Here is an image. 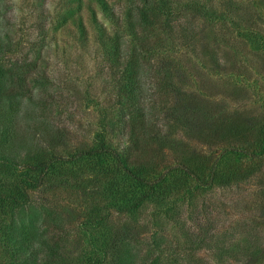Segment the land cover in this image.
I'll use <instances>...</instances> for the list:
<instances>
[{"label":"trees","instance_id":"1","mask_svg":"<svg viewBox=\"0 0 264 264\" xmlns=\"http://www.w3.org/2000/svg\"><path fill=\"white\" fill-rule=\"evenodd\" d=\"M98 2L116 28L107 67L126 139L122 148L110 145L104 125L100 135L64 150L65 129L53 116L57 103L72 96L47 72V32L13 64L2 65L18 45V32L14 2L0 0V264L82 262L88 240L112 250L108 264H264V223L259 221L264 215V115L229 118L223 111L222 119L207 122L201 110L205 99L185 82L183 67L167 73L162 69L173 60L158 65L168 42L191 53L193 67L221 71L198 20L187 18L188 11L174 0H125L118 8ZM51 3L40 1L43 15ZM84 169L93 177L81 175ZM62 176L84 191L94 190L99 201L83 212L76 209L82 207L78 198L75 208L68 203L63 211L34 201L32 192ZM243 184H251L246 189L251 198H238L230 207L248 210L249 218L241 213L227 227V213L205 211L208 192ZM148 204L165 208L151 221L156 231L146 229L142 218ZM184 205L194 229L182 219ZM111 208L119 212L118 228L107 226ZM73 216L108 227L88 237L78 255L71 247L86 238L69 227Z\"/></svg>","mask_w":264,"mask_h":264},{"label":"rangeland","instance_id":"2","mask_svg":"<svg viewBox=\"0 0 264 264\" xmlns=\"http://www.w3.org/2000/svg\"><path fill=\"white\" fill-rule=\"evenodd\" d=\"M12 1L17 16L18 45L15 51L2 59L1 64L5 66L13 64L18 57L40 41L42 31L47 32L49 37L47 42L49 49L46 51L49 60L47 72L54 77L60 90L72 96L70 101L62 100L57 103L53 116L54 124L65 129L64 134L61 131L64 135L61 141L62 148L65 150L71 147L72 143L81 142L89 135L97 136L102 132L101 126L104 125L107 127L104 131L106 142L112 146L124 147L123 141L126 136H123L120 106L114 104L117 103V90L114 87V77L107 67L111 59V40L116 29L111 24L108 13L102 9L99 2L96 3V0H51L52 3L44 15L40 6L41 0ZM107 1L116 8L125 4V0ZM174 1L188 11L187 18L195 17L198 20L202 37L211 51L217 54L222 65L221 71L205 69L202 66L193 67L192 54L184 52L179 47L170 48L168 42L163 43V54H166V57L161 56L158 65L173 60L175 62L173 65L164 66L162 69L167 73L183 67L185 82L192 91L202 95H197L199 99H205L201 110L207 122L222 119L225 115L223 111H226L229 118L245 119L248 115L252 120H257L260 116L263 117L264 39L261 37H264V32L259 29L264 30V0ZM207 15L213 21H208L210 18ZM162 73L163 78H167V74ZM222 104L227 109L221 108ZM110 105L111 110L108 109ZM98 162L100 161L96 164ZM106 163L100 162L101 165ZM84 166L89 165L84 163ZM81 175L93 177L92 172L87 169L82 170ZM74 183L70 177H59L53 180V184L32 192L33 199L51 208L57 206L63 211L64 204L73 203L75 208L78 198L80 203L82 202V207L77 206L76 209H81V212L84 209L87 211V205L98 202L100 197L94 190L84 191ZM250 187L251 184H243L239 187L217 188L208 192L204 199L209 207H205V211L214 214L217 211L227 213V219L224 221L227 227L238 221L241 213L245 218H249L248 210L230 206L238 198L240 201L244 198L250 199L251 195L246 191ZM133 192L135 194V191ZM218 205L221 208L218 209ZM158 210L163 211L165 208L148 204L143 210L142 218L148 225L146 229L157 230L155 223L151 221ZM203 211L204 207L201 212ZM108 213L107 226L114 225L118 228L119 212L111 208ZM190 213L191 210L184 205L182 219L187 220L188 226L194 229L196 224L189 220ZM259 221L264 223V215ZM107 226L97 224V219L73 216L69 227H75L81 233V237L86 238L72 245L71 248L76 251L74 254L78 255L82 246L85 248L88 237L98 230L104 231ZM170 227L171 225L169 229ZM88 242L90 246H86V253L80 258L82 262L74 259L73 264H91L96 259H104L102 264H108L112 260L111 249H103L96 241ZM207 258L212 261L210 255Z\"/></svg>","mask_w":264,"mask_h":264}]
</instances>
